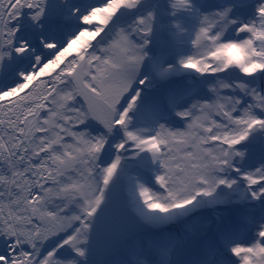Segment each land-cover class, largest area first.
<instances>
[{
  "label": "rangeland",
  "instance_id": "rangeland-1",
  "mask_svg": "<svg viewBox=\"0 0 264 264\" xmlns=\"http://www.w3.org/2000/svg\"><path fill=\"white\" fill-rule=\"evenodd\" d=\"M149 1H112L97 18L98 33L88 30L94 23L90 13L84 21L70 19L77 0H18L3 21L11 0L2 2L0 91L14 90L4 73L23 61L37 54L35 60L46 63L40 77L30 76L22 87L29 95L18 130L26 129V137L12 142L9 158L2 155L0 161L8 168L0 169V251L9 254L10 264H124L133 257L134 264H172L169 244L145 238L171 221L179 226L177 240L184 229L197 227L205 228L200 242L218 232L229 239L234 235L208 264H230L228 259L264 264V77L258 80L254 72L264 53V0H203L201 22L193 25L198 36L182 0H165L110 33L113 15L139 14ZM78 28L97 36L89 40L82 32L74 41L80 34L71 33ZM162 40L170 45L159 55L152 48ZM31 45L43 51L32 47L30 53ZM80 62L78 82L74 73ZM190 63L197 70L186 73ZM172 76L181 81L153 100L144 97L142 107L139 95ZM133 95L125 106L124 97ZM0 119L7 125L13 121L6 112ZM32 133L37 134L33 149ZM63 134L65 139L54 143ZM257 151L263 156L250 157ZM14 163L16 176L25 178L16 205L24 212L17 218L32 220L30 231L37 233L29 238L21 230L18 249L12 238L15 214L6 196L9 177L11 185L16 181L10 172ZM238 203L240 212H252L249 218L256 219L250 221L252 232L240 233V239L236 234L247 224L244 218L234 224ZM196 211L205 215L198 212L194 222L187 215ZM166 215L169 221L163 220ZM212 215L219 227L208 230ZM49 243L54 245L45 250ZM188 245L192 260L203 261V248L190 240Z\"/></svg>",
  "mask_w": 264,
  "mask_h": 264
},
{
  "label": "water",
  "instance_id": "water-1",
  "mask_svg": "<svg viewBox=\"0 0 264 264\" xmlns=\"http://www.w3.org/2000/svg\"><path fill=\"white\" fill-rule=\"evenodd\" d=\"M17 1L18 0H11V2L9 3V5L7 6V8L5 10V13L3 15L2 21L4 20L5 16L8 14V12L10 11V9L14 5V3H16ZM101 2H102V0H77V4H73V7H71V10L73 12H75V15H73V13H71V11H70V15H71L70 19L71 18H74L76 21H78V19L80 20V19H82L83 16L86 15L85 13L88 14V13H90L91 11H93L96 8L102 9L103 4ZM197 2L200 3L201 1H197ZM151 9H153V5H150L147 8H143L142 11L139 14H131V13H126V12H117L115 15L112 16V18L107 23V25H108V27L110 29V33H112L114 30H117V29L122 28L123 26H125L126 24H128L130 21H132L136 16L141 15V14H143V13H145V12L151 10ZM188 20L190 21V19H188ZM2 21H1V24H2ZM192 23L194 24V26H197L198 25V18H194L193 21H192ZM91 27L92 26L89 27V30H90ZM86 28H88V27H86ZM80 30H81L80 28L76 29L74 32L71 33V36H77V33ZM191 31L193 32V35H194V33L196 34V27H193V25H192ZM2 32H3V30L1 29L0 30V58H1V52H2ZM95 36H97V35H95ZM166 38L168 39V35H166ZM101 39H102V36L100 35V36H98L96 38L95 41L96 42H99ZM95 41L91 43V46H94V47L96 46L94 44ZM33 43H34V41H33ZM168 45H170V44H165L163 42V40H162V41H160L158 43V47L157 48H152V51L159 53V55L160 54H164V52L168 50V48H167ZM61 46L62 45L59 44V47H61ZM32 47L35 50L39 51V52L43 51V50L37 49L36 48L37 45H36V47H34V46L31 45V46L28 47L30 49V53H32ZM191 49L192 48H191V44H190L187 47V53ZM171 52H173V51H171ZM187 53L185 52V55L186 56H187ZM25 54L26 53H24L23 55H25ZM45 56H46V54H45ZM37 57L38 56L36 54V55H34V58H31V61L32 62L29 61V62L25 63L23 61L22 63H20L18 65V68L17 69H15V68L12 67L13 69H11L10 71L4 73V79H5V81L6 82L7 81H12L15 84L16 87L14 88V90L17 89V90L22 91V87H23L24 83L28 80V78L30 76H36V78L37 77H40V75H41V73L43 71V68L45 67V64L46 63L43 64V62H41L39 60H35ZM81 66H82V62H80V64H78V66L76 67L75 73H74V77H75L76 81H78V82L80 81L79 72H80ZM185 72L187 73L188 72V69H186ZM44 76H46V75H44ZM172 77H174V78H172L171 80H169L168 82H166L164 84H161L159 87L153 88V89H147L146 91H148V90L149 91L146 92V93H144V94L142 92L139 95V100H140L141 106L143 107V105H142V99L144 97L147 98V99H152L153 100V99L157 98L156 96H158L159 93L174 88L176 86V84H177V81H181V78L179 76H172ZM170 83H172V84L169 85ZM167 85H169L168 86L169 88L166 87ZM172 85H174V86H172ZM14 90L12 91L11 89H8L7 90L8 92H7L4 89V87H3V89H1V91H0V106L3 105L4 103L8 102L10 99H13L14 97H17L18 95H20L22 93L23 94L28 93V90L26 91V89H24L20 94L17 95V93H14ZM133 97H134V95L133 96H130V97H124L123 104L125 106H127L129 104L128 102ZM111 140H114V137H112ZM116 147H117V145H116ZM261 156H263V153H260V152L257 151L251 157L252 158H258V157H261ZM159 164L160 163H158V165L155 167V169L153 167V169L155 171H159L160 170ZM10 172H12V168H11ZM147 175H149V181L153 183L154 182V179H153L152 175L151 174H147ZM9 188H10V177H9L8 182H7L6 196L9 194V192H8L9 191ZM261 202H263V201H260L259 203H261ZM239 203H238V206H239V210H240L241 209V206L239 205ZM243 206H248L250 208L251 205L248 204V203H246V204H243ZM198 212H202L205 215V211H196V212H194V213H192L190 215H187V216H188V218H190L191 221L196 222V220H197V213ZM212 216H213V221H211V223L208 225V227H207L208 230H213V229H216V228L219 227V221H218V219L214 215H212ZM249 217H254L253 213L252 212H249V211H244V212L235 211V214L233 215L234 224H236L239 221L238 220L239 218L240 219L241 218H244V222H245L244 225L246 226V224H247V227L244 229V233L246 235L247 234L249 235L252 232V230H253L252 228H254L252 226V223L250 224V221L251 222L253 220L256 221V219H252V218H249ZM163 219H164V221H169V217H168V219L166 217H163ZM165 227H166V231L169 232V234L173 237V240L174 241L177 240L176 238L180 237V234L179 233H176L174 235V230H178L179 229V226L178 225H173V223L171 221L168 224H165L163 226V229H165ZM180 230L182 232V230H183V227L182 226L180 227ZM184 231L185 232H182L183 235H181V238L178 241H181L182 244L184 243L186 245L187 244V241L190 240L191 241V245L193 246V242L195 240H198L200 238V235L194 237L193 236V232H190L188 229H184ZM219 233H221V232H218V234ZM233 237H234V235H233ZM204 240H208V237L204 238ZM136 241H137V243H140L141 242V240L139 238H137ZM17 242H18V240H17ZM50 245H51V243H49L48 245H46L44 249L45 250H48L49 247H50ZM53 245H54V243H52L51 247ZM13 246H14V242H13ZM14 248L15 249H18L17 246H14ZM220 252H222V248H216V247H214L211 250L209 249L207 251V254L206 255H205V253H203L205 255L203 261L208 263V260H210V259H218V257H217L216 254L217 253H220ZM45 254H47V253H45ZM142 257H143V255H142ZM0 260H1V262L4 261L6 264H10L9 254L6 251H4V250L0 251ZM124 264H134V263L131 260L128 259V260L125 261Z\"/></svg>",
  "mask_w": 264,
  "mask_h": 264
},
{
  "label": "trees",
  "instance_id": "trees-1",
  "mask_svg": "<svg viewBox=\"0 0 264 264\" xmlns=\"http://www.w3.org/2000/svg\"><path fill=\"white\" fill-rule=\"evenodd\" d=\"M3 1L4 0H0V8H1V4ZM4 13H3V15H4ZM28 95H29V92L26 94L18 95L17 97L10 99L8 102H6L0 106V112H2V113L6 112L10 116V118H12V120H13L10 125H7L5 123V121H2L0 119V161H1L2 155L4 157L6 156L7 159L9 158V155L13 151V147L11 146L12 142H14L17 138H21L22 136L26 137L25 136L26 129L24 131H19L18 128L21 127V125L18 124V122H19V119H22V110H23V108L26 107V105H23V104L25 101V97ZM39 120H40V114H38V116L36 118L37 122H39ZM61 123L59 121L60 125H61ZM61 126H63V128L60 129V132L61 131L65 132L63 129H66L67 127H65L63 123ZM27 127H31V126L26 124V128ZM35 129H37L36 125H35ZM29 131H30V129H27L28 137H29ZM57 134H58V132H57ZM49 135H50V137L54 138L55 129H53ZM36 136H37V134L32 133V136L29 139V144H30L31 149H33V145H35L34 139L36 138ZM65 137H66V134H63L58 140H54V143L64 140ZM17 168H18L17 163L12 164L13 176L15 177L16 181L14 182V180H12V185L10 184V188L8 191L9 192L8 200L10 202V211H12V213L15 214V219H16V220L14 219V223H13L16 227V229H14V233L16 232L18 234L19 238L21 239V230H24V231H26L27 236L29 238H31V233H33L32 236H33V238H35V237H37V233L30 231V228L32 226H34L33 221L29 220L28 218H17V215L24 212V211H21L20 209H18L16 205L19 204L21 199H22L20 194H19V192H20L19 187H20L21 183L25 180V178L23 176H16ZM0 169L2 171H6L8 168L5 165L1 164ZM15 196H19V198H15ZM2 210L4 211L3 208H2ZM5 212L8 213L7 209H5ZM9 221H10V219H9ZM14 233H13L12 238H14Z\"/></svg>",
  "mask_w": 264,
  "mask_h": 264
},
{
  "label": "bare ground",
  "instance_id": "bare-ground-1",
  "mask_svg": "<svg viewBox=\"0 0 264 264\" xmlns=\"http://www.w3.org/2000/svg\"><path fill=\"white\" fill-rule=\"evenodd\" d=\"M112 1H114V0H102V2H101L103 4L102 9L96 8L93 11L90 12V15L91 16L89 17V20L94 21V23H93L92 27L90 28V30L96 31L98 33L99 28H98V23L96 22L97 21V18H98L99 14L103 10H106L107 7L109 5H111ZM164 1L165 0H150L148 3H146L144 5L143 8H147L150 5H153V8L155 6L162 7V3ZM182 1H185V7L188 10L187 11L188 12V18L191 21L190 29H192V25H193L192 21L194 19V14L195 13L197 14V8H198V6H200V4H202L203 0H182ZM197 1H201V2L200 3H196ZM255 4H257V2ZM71 13H73V15H75V12H73L72 10H71ZM86 18H88V14H86L85 16H83L82 19H80V21H84ZM198 21L201 22V17H200V20L198 18ZM88 30H86V29H83L82 30L81 29L80 31H78L77 36L80 34L79 35V38L75 39L74 41L83 38V35H81L82 32L86 33V38L87 39H89V40L92 39L95 36V34L94 33H91V32L88 33ZM196 30H197V28H196ZM198 34H199V31L196 32L195 36H198ZM190 37L192 39V36H190ZM185 61H187V60L185 59ZM259 62H260L261 65L254 66V69H255L254 72L258 73V75H256L255 78L258 79V80H262V78L264 77V75L261 72H259V71H261L263 69L262 68V64H263V67H264V53L260 57V61ZM186 69H188V70L189 69H191V70H197L195 68V66L192 65L191 63L189 64V66ZM187 80H188V77H186L185 81H187ZM201 173H203V172L201 171ZM163 225H165V223H161L159 225L160 229H157L155 232H152L151 234L146 235L145 238H147V237L148 238H158L157 245H161V244H169V245H171V246H168L166 249H169L168 251H170L171 253L175 254V255H173L172 264H196L194 262V260H192V256L194 255V252H193L194 250L189 247V245H188L189 240L187 241V244L186 245L184 243L182 244L181 241H178V240L174 241L173 240V237L169 234V232L166 231V229H161ZM204 230H205L204 227H201V228L200 227H197V229L194 230V232H193V236L194 237L199 236L201 234V231H204ZM224 234L227 235V232H225ZM243 234H245V233H243ZM236 235H237V238L240 239V235L241 234L240 233H237ZM209 236L212 237V234L210 233ZM242 239L247 242L246 237H243ZM249 239L251 240V239H253V237L250 236ZM152 242L153 241H150L149 243L151 244ZM215 247L216 248H222V247H224V243L220 242L219 240H215ZM136 248L139 249L140 247L136 246ZM152 248L153 247H151V249ZM160 248L162 249V247H159L158 249H160ZM144 250H145V247L141 248V251H144ZM162 251L167 252L166 250H163V249H162ZM200 257L201 258L203 257L202 259H204L205 255L202 254ZM110 261H112L111 263H114L112 259ZM131 261L133 263H135L134 257L131 259ZM228 261H229L230 264H235L234 262L233 263L230 262L231 259H228ZM198 264H204V261H200Z\"/></svg>",
  "mask_w": 264,
  "mask_h": 264
},
{
  "label": "clouds",
  "instance_id": "clouds-1",
  "mask_svg": "<svg viewBox=\"0 0 264 264\" xmlns=\"http://www.w3.org/2000/svg\"><path fill=\"white\" fill-rule=\"evenodd\" d=\"M196 3H198V2H196ZM197 14H198V9H197ZM197 14H196V13L194 14V18L197 17ZM187 19H189V18L187 17ZM193 25H194V24H193ZM180 98H181V96L178 95V96L176 97V101L178 102V101L180 100ZM253 237H254V234H253ZM17 240H18V242H17ZM13 242H14V246L19 247V244H21V245L23 246V244H22V242H21V240H20V238H19V236H18V234H17L16 232L14 233ZM214 243H215V240H214L213 237H212V238H211V241H210L207 245H205V246L203 247V249L201 250V251H202V254L205 253L206 250L209 249ZM16 244H17V245H16Z\"/></svg>",
  "mask_w": 264,
  "mask_h": 264
},
{
  "label": "flooded vegetation",
  "instance_id": "flooded-vegetation-1",
  "mask_svg": "<svg viewBox=\"0 0 264 264\" xmlns=\"http://www.w3.org/2000/svg\"><path fill=\"white\" fill-rule=\"evenodd\" d=\"M16 245H17V244H16ZM31 259H32V257L29 258V260H31ZM32 260H33V259H32Z\"/></svg>",
  "mask_w": 264,
  "mask_h": 264
}]
</instances>
